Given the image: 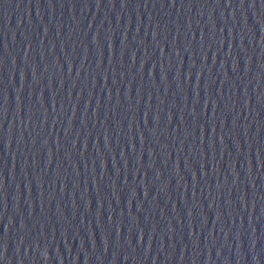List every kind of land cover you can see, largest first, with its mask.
Wrapping results in <instances>:
<instances>
[{
	"label": "water",
	"instance_id": "1",
	"mask_svg": "<svg viewBox=\"0 0 264 264\" xmlns=\"http://www.w3.org/2000/svg\"><path fill=\"white\" fill-rule=\"evenodd\" d=\"M0 264H264V0H0Z\"/></svg>",
	"mask_w": 264,
	"mask_h": 264
}]
</instances>
